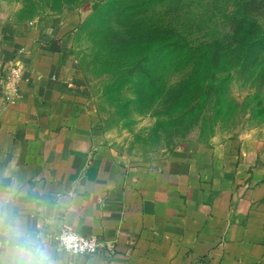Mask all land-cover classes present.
<instances>
[{"label": "crops", "instance_id": "crops-1", "mask_svg": "<svg viewBox=\"0 0 264 264\" xmlns=\"http://www.w3.org/2000/svg\"><path fill=\"white\" fill-rule=\"evenodd\" d=\"M60 34L0 22V260L35 242L52 264H264V147L192 143L125 161L93 126ZM11 62L23 75L7 99ZM65 228L99 238V252L58 248Z\"/></svg>", "mask_w": 264, "mask_h": 264}, {"label": "rangeland", "instance_id": "rangeland-1", "mask_svg": "<svg viewBox=\"0 0 264 264\" xmlns=\"http://www.w3.org/2000/svg\"><path fill=\"white\" fill-rule=\"evenodd\" d=\"M41 20L65 33L93 126L125 161L264 147V44L241 31L264 37V0H0V22Z\"/></svg>", "mask_w": 264, "mask_h": 264}, {"label": "built area", "instance_id": "built-area-1", "mask_svg": "<svg viewBox=\"0 0 264 264\" xmlns=\"http://www.w3.org/2000/svg\"><path fill=\"white\" fill-rule=\"evenodd\" d=\"M22 75V65L19 62H11L1 80L7 99L18 95ZM55 242L58 248L74 256H92L97 254L101 247V242L96 236L84 235L68 228L55 236Z\"/></svg>", "mask_w": 264, "mask_h": 264}, {"label": "clouds", "instance_id": "clouds-1", "mask_svg": "<svg viewBox=\"0 0 264 264\" xmlns=\"http://www.w3.org/2000/svg\"><path fill=\"white\" fill-rule=\"evenodd\" d=\"M0 264H4V261L0 260ZM12 264H52V262L41 246L35 242H29L14 250Z\"/></svg>", "mask_w": 264, "mask_h": 264}, {"label": "trees", "instance_id": "trees-1", "mask_svg": "<svg viewBox=\"0 0 264 264\" xmlns=\"http://www.w3.org/2000/svg\"><path fill=\"white\" fill-rule=\"evenodd\" d=\"M241 31L243 32L242 44L249 50L252 51L258 47H261L264 44V37H260L257 35L259 30L256 24H249L248 26H243L241 28ZM166 45H164L162 48H168V46Z\"/></svg>", "mask_w": 264, "mask_h": 264}]
</instances>
